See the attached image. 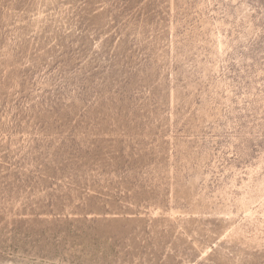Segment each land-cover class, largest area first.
Segmentation results:
<instances>
[{"label": "rangeland", "instance_id": "rangeland-1", "mask_svg": "<svg viewBox=\"0 0 264 264\" xmlns=\"http://www.w3.org/2000/svg\"><path fill=\"white\" fill-rule=\"evenodd\" d=\"M0 264H264V0H0Z\"/></svg>", "mask_w": 264, "mask_h": 264}]
</instances>
